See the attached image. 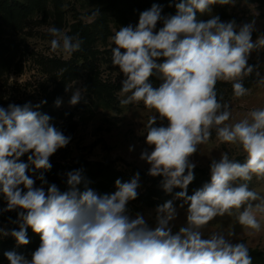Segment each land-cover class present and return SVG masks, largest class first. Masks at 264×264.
Listing matches in <instances>:
<instances>
[{"label":"clouds","instance_id":"obj_1","mask_svg":"<svg viewBox=\"0 0 264 264\" xmlns=\"http://www.w3.org/2000/svg\"><path fill=\"white\" fill-rule=\"evenodd\" d=\"M231 2L181 0L176 14L167 17L153 4L140 14L135 28L121 27L110 38L116 45L111 48L112 64L124 76L121 106L143 102L167 121L166 126H154L157 117L148 119L146 143L152 151L142 152L140 159L150 165L149 175L163 176L167 193L174 187L182 189L175 198L188 205L187 225L173 234L170 221L177 212L172 200L157 207L154 229L141 214L128 215V202L138 196L139 173L127 182L117 179V190L103 196L90 188L79 191V170L67 173L68 191L61 192L55 184L45 191L43 173L36 177L42 186L35 187L36 181L27 174L29 164L33 171L50 170V157L71 138L50 123L49 115L38 111L46 101L9 104L0 107V195L6 201L3 211L20 209L19 230L0 229V233L27 245L30 227L41 241L31 259L5 252L9 264H252L245 243L232 244L219 233L205 239L201 232L224 215H235L243 228L259 232L257 216L264 215V196L248 183L253 176L264 179V107L226 123L232 117L231 107L218 99L216 90L218 82H228L236 98L247 94L242 81L253 71L247 60L252 50L264 47V38L252 41V24L237 32L235 21L221 22L219 16L206 22L197 19V12ZM161 20L163 27L155 31ZM48 32L53 37L52 52L71 56L81 50L78 36L54 26ZM161 58L163 62H158ZM156 73L163 80L158 88L148 82ZM80 99L77 90L69 103L74 106ZM55 103L59 107L61 101ZM213 130L220 143L239 145L245 159L240 162L222 153L219 161L211 162L210 182L189 196L195 168L189 158L209 141ZM25 154L28 163L20 162Z\"/></svg>","mask_w":264,"mask_h":264},{"label":"rangeland","instance_id":"obj_2","mask_svg":"<svg viewBox=\"0 0 264 264\" xmlns=\"http://www.w3.org/2000/svg\"><path fill=\"white\" fill-rule=\"evenodd\" d=\"M170 2H166L164 6L156 2V5L162 9V17L176 14V6L171 5ZM111 3L112 0H64V20L61 22V27H58L53 6L48 4L45 11L37 10L31 13L21 30L14 31L7 28L4 39L12 49V52L9 50L12 64L8 72L0 78V107L6 109L9 104L23 106L28 102L36 105L49 99L60 80L61 61L75 59L76 52L71 56L59 50L52 52L50 41L53 37L49 34L48 28L54 26L72 36L70 26L73 23L81 21L83 24H93L101 16H105L109 22L111 34L105 43L96 42L94 47L99 50V54L95 58V64L103 81L116 85V87L122 84L124 76L118 66L112 64L111 48H115L116 45L110 38L121 27L131 25L135 28L138 25L140 14L152 6L142 11H127L122 21L117 18ZM210 7V12L203 14L197 12V19L206 22L214 16H219L221 22L235 21L237 32L241 26L252 24L254 27L251 34L252 41L256 42L259 38H264V0H232L227 5L214 4ZM161 27H163L162 20L157 23L155 31ZM158 62H163V58ZM247 64L252 66L253 71L244 79L250 77L253 83L247 88L246 95L236 98L231 83L219 82L221 85L218 99L222 98L223 103L229 104L232 112L231 119L226 123H235L245 118L251 110L264 107V47L252 50ZM85 73L81 70L79 76L68 83L64 92L58 97L61 101L59 107L56 103L53 104L57 109L71 114L68 119L50 122L71 139L67 146L57 150L50 160L66 164H74L79 159L112 161L117 169L132 177L139 173L137 189L139 195L152 184L150 181H145L140 174L150 169V165L140 159L142 152L152 151V146L146 143L147 121L152 115L157 117L154 126H166L167 121L161 120L159 114L146 108L143 102L121 106L120 99L123 98L119 95L121 88L115 90L116 102L108 104L95 99L86 91ZM153 76L148 82L158 88L163 80L157 81L152 78ZM77 90L81 93V99L76 105H70L69 101ZM224 152H227L231 159L240 162L245 159V154L239 145L220 143L213 130L209 141L198 146L197 152L189 160L190 163L195 164V167L210 170L212 160L219 161ZM36 177L38 176H31L36 181L34 186L41 187V181ZM46 181L47 184L43 185L45 191L49 185H57L51 179H46ZM250 189L264 196V179H257L253 176ZM2 196L0 206L6 207V201ZM182 204L183 207H181ZM173 205L177 215L173 221H170V227L175 234L181 227L187 225L188 205L184 204L181 199L173 202ZM156 209L157 207H149L136 198L130 201L128 215L135 218L138 213L141 214L148 226L154 229L157 225ZM16 210L20 211V209ZM11 217L7 216L5 219L0 216V229L11 232L13 227H19L18 216L14 220ZM257 218L261 222V230L252 232L243 228L236 221L235 215L217 216L201 229L202 238L207 239L213 233H219L232 244L245 243L248 248H258L264 251V215L258 214ZM8 236L10 235L5 236L0 233L1 238ZM33 252L22 255L31 259ZM0 264H9V261L5 260Z\"/></svg>","mask_w":264,"mask_h":264},{"label":"trees","instance_id":"obj_3","mask_svg":"<svg viewBox=\"0 0 264 264\" xmlns=\"http://www.w3.org/2000/svg\"><path fill=\"white\" fill-rule=\"evenodd\" d=\"M64 0H0V78L4 76L12 64V56L9 54V45L6 44L5 32L7 28L14 31L21 30L30 16L31 13L37 10L45 11L48 4L52 5L56 14V20L61 27V22L64 20L63 10ZM171 1V2H170ZM166 5V2H170L171 5L178 4L181 0H112L113 9L119 20H124L125 12L127 11H142L145 8L153 6V4ZM126 9L125 11H123ZM70 33L72 36L77 37L83 42L81 50L75 53V59L61 61L59 68L60 80L55 87L51 97L42 104L38 109L42 114H47L51 117L50 122H54L58 119H68L71 114L54 107V103L58 100V97L64 92L68 83L79 76L81 70L86 73L85 88L89 95L103 101L105 103L116 102L115 90L122 87V84L113 85L106 83L100 76V72L95 64V58L98 57L99 50L95 49V44L98 41L105 43L111 34L109 22L105 16L99 17L93 24H83L81 21L75 22L70 26ZM9 54V55H8ZM81 62V63H80ZM152 78L157 81H162L160 74L156 73ZM252 78L247 77L242 81L243 85L248 88L251 86ZM223 84V83H222ZM220 85L217 83L216 90L218 95L220 94ZM30 154V153H29ZM25 154L20 158V162L28 163V155ZM52 165L48 171L36 170L33 171L34 165L29 164L27 174L39 176L43 173L46 179H51L57 183V187L61 192L69 190L67 184V173L74 170H79L82 175V182L77 187L79 191L90 188L98 195L113 194L117 189L115 181L120 179L122 182L130 181L133 177L127 173L117 169L112 161H90L86 159H79L74 164L57 163L50 160ZM149 171L141 172V176L145 181H150L152 184L147 187L145 191L140 193L139 198L144 204L149 207H158L163 203L172 200L176 202L175 194L182 191L178 187H174L171 193H167L163 187V176L153 177L148 174ZM194 180L188 185L187 194L194 193L203 187L205 183H209L211 179V172L205 168L195 167L193 169ZM187 174V173H185ZM249 188H250V182ZM23 187V186H21ZM2 195H0L1 197ZM3 197V196H2ZM130 201L127 204L129 209ZM5 206H0V216L2 218L11 217L12 220L18 216L19 210L3 211ZM12 230H19V227H13ZM11 236V235H10ZM0 237V263L7 260L4 255L5 252L14 251L17 254H26L33 252L40 245V236L33 232L29 227L27 228V238L29 243L27 245H19L14 237ZM252 257V264H264V251L258 248H248Z\"/></svg>","mask_w":264,"mask_h":264}]
</instances>
